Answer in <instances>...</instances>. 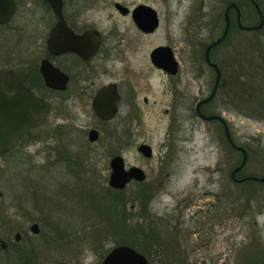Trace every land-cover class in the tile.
Returning a JSON list of instances; mask_svg holds the SVG:
<instances>
[{"label":"rangeland","instance_id":"obj_1","mask_svg":"<svg viewBox=\"0 0 264 264\" xmlns=\"http://www.w3.org/2000/svg\"><path fill=\"white\" fill-rule=\"evenodd\" d=\"M100 1L111 0H98V6L102 5ZM113 1L125 5L146 3L159 18L155 33L138 39L134 53L126 57L131 64V79L136 84L138 79L140 84H148L149 104L143 105L139 100L135 109L123 106L116 120L108 125H99L89 118L90 111H59L55 103L57 110H52L44 124L31 132V138H25L15 150L0 157V192L3 194L0 204L6 206L21 202L27 214L21 222L24 235L20 246L24 248V258L20 259L18 253L8 251L0 253V264L26 262V254L30 253L25 248L33 245L35 240L30 225L34 222L32 218L37 216L32 209L37 199L71 201L68 212L74 217L80 215L74 200L80 196L79 189L74 187L78 184L79 188V183L72 171L76 163L78 166L81 164L83 171L80 189L84 202L81 201L88 206L87 211L81 214L84 228L88 231L113 230V217L117 214L119 219L126 216L130 199L144 198V193L148 192L144 188L136 189L135 185L112 192L108 177L113 156H120L126 168L137 166L142 169L148 182L163 181L160 188L155 185L157 189L152 190L151 195L156 202H162L160 208H171L189 200L196 207L210 203L211 213L228 220L224 231L216 229V243L210 253L214 255L216 264H264V183L252 181L236 185L230 180V171L242 161L241 153L229 147L218 125L198 119L191 123L193 109L186 108L182 102L172 106L168 101L171 96L165 92L166 78L148 64V54L152 49L168 45L181 65L183 78L180 86L192 84L194 79L191 75L198 71L200 79L205 81L203 85H207L211 83L213 74L202 57L207 45L223 31L226 8L230 4L236 5L240 23L246 27L259 23L256 10L247 0ZM258 2L263 8L264 0ZM107 12L104 11V16ZM36 13L39 21L25 27V33H39L41 36L45 25L44 8L39 6ZM235 19L233 10L229 14L230 29L226 42L214 49L210 56L213 61L221 63L222 69L225 56H230V69L226 70L230 73L232 85L228 131L233 144L244 148L247 153L242 176L262 178L264 23L259 30L246 32L237 28ZM122 22L120 19L117 24L121 30L126 26ZM110 23L105 21L103 29ZM135 36L130 32L128 37ZM52 97L46 94L48 100H53ZM90 129L99 133L95 144L86 138ZM33 135L36 136L34 139ZM140 144L151 147L150 160L138 155ZM62 184L64 187L67 184V187H62ZM61 217L65 221L62 224H72L73 229L81 226L80 217L74 222ZM50 261L47 264H51Z\"/></svg>","mask_w":264,"mask_h":264},{"label":"flooded vegetation","instance_id":"obj_2","mask_svg":"<svg viewBox=\"0 0 264 264\" xmlns=\"http://www.w3.org/2000/svg\"><path fill=\"white\" fill-rule=\"evenodd\" d=\"M58 1L62 26L57 29L59 15L49 1L0 0V71L24 74L26 76L24 86L35 97L49 104L47 115L52 110H57L54 106L56 103L59 111L80 109L85 113L88 110L92 121L99 125H108L117 119L121 107L135 109L139 100L143 105H148V84H140L138 78L136 84L131 79L129 72L131 64L126 57L134 53L135 46L139 43L138 39L150 37L158 29V17L157 27L153 31L149 28L151 16L147 10L152 8L146 3L125 5L113 0L105 3L100 1L102 4L100 6L97 5L98 0H91L90 4L88 0ZM39 6L44 8L45 14L41 36L39 33L27 34L25 27L39 21V15L36 13ZM107 10L104 16L103 13ZM120 19L126 25L122 30L117 27ZM105 21L111 23L103 29ZM130 32L136 36L129 38ZM227 36L228 33L219 45L226 42ZM158 47L171 49L176 64L174 73L153 64L151 54ZM225 57L224 69L220 62L213 61L211 56L209 58V61L218 68V82L217 71L209 66L204 55L202 58L213 74L211 83L203 85L205 81L200 79L198 71L196 75L193 73L191 75L194 79L191 80L192 84L180 86L183 75L173 49L168 45H160L148 54L150 68L167 80L165 92L171 96L168 99L169 103L175 106L176 103L182 102L186 108L193 109L191 123L195 119L213 122L223 130L224 135L225 126L228 128L230 122L232 98L231 76L229 71H226L230 69L228 61L230 56L227 54ZM46 69H49L51 86L46 85L43 79L42 72ZM102 92H105L103 98L106 104L115 103V114L109 120L102 119L94 110V102ZM46 94L52 95L53 100H48ZM208 98L210 99L207 102H203ZM47 115L38 124L28 128L9 150L0 153V157L15 150L25 138H31V132L44 124ZM204 117H218L222 121L216 118L206 121ZM127 119L129 120V117ZM92 130L98 134L97 139L90 142L95 144L99 139L96 129H90L86 133V138L88 140V134ZM33 136L34 139L36 136ZM226 142L229 147H233L232 140L229 142L226 139ZM137 153L144 160H150L152 157L151 155L146 158L138 151ZM70 160L72 161L71 158ZM80 165L76 163V168L72 169L76 182L79 183V188L78 184L74 187L79 189L80 196L74 200L81 212L80 215L74 217L68 212L67 209H70L68 203L71 201L37 199L32 206L37 216L32 218L34 222L30 225L35 238L34 244L25 248L30 253L26 254V262L17 261L15 264H47L50 260L51 264H104L108 256L120 248L138 254L143 259L136 261L130 253L123 252L115 256L112 264H216L214 255H210L216 243L214 239L216 229L224 231L228 220L219 219L220 216L211 213L210 203H206L204 207H196L195 203L189 200L179 202L171 208H160L162 202H156L155 197L151 195L152 190L157 189L155 185L160 188L163 181L160 179L148 182L146 174L137 166L125 168H139L144 174V179L142 181L132 179L123 189L125 190L128 185H135L136 189L144 188L148 191L144 193L145 197L130 199L129 213L121 219L119 214L113 217L112 223L115 225L113 230L85 229L81 222V214L87 211L88 206L82 203L84 195L80 188L83 171ZM242 169L234 175L233 170L229 173L230 180L236 185L252 182L244 180L249 177L242 176ZM66 187L67 184L64 188ZM137 193L139 194L138 191ZM75 195L76 191L73 193V196ZM2 196L0 192V201ZM3 205L0 204V253L13 251L22 259L24 248L20 243L24 227L21 222L27 217L26 209L18 201ZM61 216L70 221H76L80 217L81 226L79 229H73L72 224H62L64 220Z\"/></svg>","mask_w":264,"mask_h":264},{"label":"water","instance_id":"obj_3","mask_svg":"<svg viewBox=\"0 0 264 264\" xmlns=\"http://www.w3.org/2000/svg\"><path fill=\"white\" fill-rule=\"evenodd\" d=\"M49 1L57 11L59 15V1L58 0H47ZM259 15V23L252 27L243 26L240 23V12L236 5L230 4L224 13V30L222 35L208 44L205 50V59L209 66L215 68L217 71V82L219 79L218 68L209 61V53L211 49L216 47L225 38L229 29V11L233 9L236 12V21L240 30L243 31H254L259 30L264 23L263 14L254 0H249ZM144 9V8H141ZM147 9V8H146ZM150 13V30H154L158 25L157 15L154 10H147ZM62 26L60 22L57 29ZM52 34L50 35L51 38ZM152 62L155 66L162 68L164 70L175 72L176 64L173 60L171 49L168 47H158L153 50L151 54ZM43 79L46 85L51 86L50 83V73L49 69L43 71ZM26 76L22 73H15L12 71H0V153L9 150L17 140L26 132V130L32 126L38 124L43 117L47 114L49 110V104L37 97H35L23 84ZM105 92L99 94L98 99L94 102V110L104 120H109L113 118L115 114V103L106 104L104 102ZM210 98L203 102H207ZM220 119L218 117H204L206 121H211L212 119ZM221 120V119H220ZM222 121V120H221ZM98 137L96 131H90L88 134L89 142H94ZM225 137L229 142L230 134L227 126H225ZM236 150L242 153V161L239 166H237L232 174L234 175L238 172L246 163L247 154L245 149L233 146ZM137 151L146 158L151 157V147L145 144L138 146ZM110 175L108 180V185L110 188L115 190H122L132 179L137 181H142L144 179L143 172L137 167H130L128 170L125 169L124 161L120 156H116L111 159L110 163ZM246 180V179H244ZM242 180V181H244ZM251 180L264 182V177L258 178L253 177ZM241 182V181H240ZM2 245V244H1ZM4 245H2L3 247ZM128 252L135 257V260L143 259L138 254L126 250L125 248H120L115 250L111 255L108 256L104 264H112L113 259L117 254Z\"/></svg>","mask_w":264,"mask_h":264},{"label":"trees","instance_id":"obj_4","mask_svg":"<svg viewBox=\"0 0 264 264\" xmlns=\"http://www.w3.org/2000/svg\"><path fill=\"white\" fill-rule=\"evenodd\" d=\"M248 1V0H247ZM258 5H259V7L261 8V6H260V3L258 2V0H254ZM249 2V1H248ZM250 3V2H249ZM251 4V3H250ZM252 5V4H251ZM253 6V5H252ZM261 11L264 13V7L263 8H261ZM232 86V85H231Z\"/></svg>","mask_w":264,"mask_h":264}]
</instances>
